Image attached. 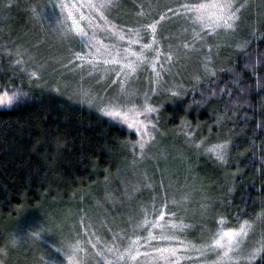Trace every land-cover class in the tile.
Listing matches in <instances>:
<instances>
[{"label":"trees","instance_id":"1","mask_svg":"<svg viewBox=\"0 0 264 264\" xmlns=\"http://www.w3.org/2000/svg\"><path fill=\"white\" fill-rule=\"evenodd\" d=\"M41 1L0 0V92L11 91L8 81L14 79L22 81L25 89L20 90V101L0 107V250L8 247L10 258L16 254L9 244L15 231L25 233L35 227L36 221H54L66 232L73 224L87 223L84 216L93 199L102 201L106 191L112 200L120 196L117 178L120 169L132 160L135 138L133 131L96 110L45 85L25 83L23 76L28 67L18 50L26 57V48L33 52L39 45L37 21L32 18L37 11L48 10L53 0ZM191 1L161 0L153 2L151 9L158 4L156 11L183 14V5ZM238 2V11L242 10L241 39L235 33V41L213 43L217 45L212 46L216 47L214 53L199 62L209 65V72L195 82L190 68L185 71L182 94L160 110L164 127L173 131L193 126L196 137L208 138V147L223 145V159L203 151L206 145L192 150L188 158L182 154L185 158L174 160L172 173L165 181L151 171L155 177L151 194L141 197L142 203L164 200L176 209L169 200L180 197L181 189L191 195L201 189L200 199L195 195L192 199L196 205L202 203L204 207H198L205 212L194 214L193 207H189L192 210L184 214L191 224L186 232L194 239L208 237L207 230L220 221L229 226L248 221L250 236L264 237V0ZM115 9L130 14L143 8L140 0H123L121 5L113 0ZM109 17L115 26L127 25L120 22L119 13ZM156 18L142 19L134 28L142 29ZM191 21L182 18L179 24L170 26L171 31ZM205 33L195 34L199 35L196 44L205 46L214 40ZM234 42L238 47L232 49ZM170 184L176 189L170 190ZM53 232L62 234L57 227ZM259 247L250 264H264V239ZM43 256L40 260L44 263L31 259L9 262L46 264Z\"/></svg>","mask_w":264,"mask_h":264},{"label":"rangeland","instance_id":"2","mask_svg":"<svg viewBox=\"0 0 264 264\" xmlns=\"http://www.w3.org/2000/svg\"><path fill=\"white\" fill-rule=\"evenodd\" d=\"M46 1H41L40 4ZM122 1L118 0V4L121 5ZM156 1L161 0H140L142 10L123 14L120 9L112 10L113 0H103L109 6L99 11L85 5L90 2L100 3L102 0H53L48 10H39L35 18H32L37 21V36L40 42L37 51L31 52L28 48V51L24 50L26 57L22 50H18L28 67L23 76L25 83L35 84L36 87L45 85V88H51L59 95L92 108L107 118L110 117L104 113L110 106H118L122 111L135 106V111L140 113L135 119L142 121L143 127L137 131L129 128L127 123L114 120L135 134L130 152L132 160L127 167L120 169L121 176L117 178L121 184L120 196H115L112 200L113 197H107L106 191L102 201L93 199L89 211L87 214L85 212L84 220L87 223L74 227L73 224L66 232L54 221H48L50 224L46 221L44 224L36 221L35 226L39 225L41 230L50 229L51 233L43 234L41 244L29 240L12 247L16 251L13 258H10L7 252L8 247L5 250L2 247L0 264H10L9 260L16 263V260L21 259H31L38 263L43 261L40 260L42 255H45L44 259L55 260L57 264H250L255 260L264 237H251V227L247 229V235L237 238L239 247L232 253L233 260L230 262L219 261L220 250L211 246L219 230L238 231L240 225L245 222L251 226L248 221H241L238 226H229L220 221L215 228L207 230L206 238L204 235L200 236V239L188 236L186 230L191 224L186 220L188 215L184 214L192 210L189 207H193L194 214L205 212L202 207H198L203 204L196 205L192 199L194 195L200 199L201 189L197 190L200 193L192 195L181 189L180 197L169 200L177 206L176 209L165 204L164 200L163 203H142L141 197L149 192L151 194L152 182L155 179L151 171L161 175L165 181L172 173L170 171L173 170L176 158L182 161L185 158L181 157L182 154L188 158V153L204 145L206 146L203 151L210 152L211 148L206 143L208 138L196 137V129L193 126L173 131L164 127L162 113L160 114L162 106L173 101L176 95L182 94L183 74L189 68L190 74L196 79L195 82L209 72V65L202 66L203 63L199 62L204 60L208 53H214L216 47L212 46L225 43L226 40L235 41L232 39L235 33L236 38L242 37L238 34L242 31V10L236 12L238 18L234 21L232 29L212 31L194 22L193 14L187 11L179 14L174 10L167 15L163 11H156L158 4L151 9ZM214 2L217 0H192L190 4ZM231 2L235 5L234 11L239 9L238 0ZM69 13L73 19H69ZM114 13H119L122 16L120 22L127 25L115 26L113 18L109 17ZM155 17L157 18L142 29H137L138 26L134 28L142 19ZM182 18L192 21L171 31L170 26L179 24ZM73 20L87 33L86 40L81 39L72 30ZM200 30L214 40L208 41L205 46L196 44L199 40H194L198 39L199 35L195 37V34L201 33ZM232 47L235 49L238 45L234 42ZM33 54L39 58H34ZM129 64L132 68L128 67ZM42 78L49 82H42ZM8 82L12 84L9 85L12 90L1 91L0 96L7 92L10 96L13 92L21 93L25 90L22 81L14 79V82ZM146 106H150L154 111L145 112ZM138 141L144 143L143 149ZM169 187L170 190L176 189L173 184ZM204 191L208 192V187H205ZM152 198L154 200L153 195ZM161 214L163 219L159 223L164 227H154ZM145 218L149 220V224L143 228L138 227ZM55 227L61 229V235L53 232ZM263 231L264 229H261V232ZM59 237L63 239L60 241ZM132 241L136 243L132 244ZM54 243H57L56 246L61 251L51 247ZM129 247L131 254L126 251ZM167 248L175 249V254L164 253L166 259H162L156 249ZM99 253H103V261ZM136 253L140 255L132 260L130 255ZM121 255L125 258L117 261L116 258Z\"/></svg>","mask_w":264,"mask_h":264},{"label":"snow or ice","instance_id":"3","mask_svg":"<svg viewBox=\"0 0 264 264\" xmlns=\"http://www.w3.org/2000/svg\"><path fill=\"white\" fill-rule=\"evenodd\" d=\"M89 8H93L97 11L100 9L106 8L109 5L107 3H104L103 0L100 3H89L85 5ZM66 7V6H65ZM75 7V5H73ZM183 7L186 9L187 12L192 13V19L196 23L202 24L204 27L211 29L212 31H216L218 29H232L234 25V21L238 18L236 15V12L233 10L235 5L231 2V0H223V2H217L214 3H194V4H185ZM208 9H214V11L209 12ZM69 19H73L71 16V13H69ZM73 31L76 35L80 36L81 39H87V33L83 31L82 28L78 26L75 20H73ZM147 47V46H145ZM129 68H132V65H128ZM134 70V68H133ZM35 75V73H33ZM21 93L19 92H13L10 96L5 93L4 96H0V106H7L11 107L21 99ZM145 112H152L154 109H152L150 106H146L144 109ZM106 116H109L113 120H117L123 123H127L128 127L131 129H135L139 131L141 127H143V122L135 119V117H138L140 115L139 112L135 111V106H133L131 109L127 111H122L118 106H110L104 113ZM140 143V147L143 149L144 143ZM223 145H216L209 149L210 152H213L217 155L218 159H223ZM163 219V214L157 219V221L154 224V227L163 228L164 225H161L159 221ZM149 224V220L145 218L143 222L138 225V227H145ZM171 227L175 228L176 225H171ZM250 227V225L245 222L244 224L240 225L239 230H233V229H221L216 233V238L212 241V247L214 249L220 250L219 255V261L222 262H230L233 260L232 253L237 250L239 247L237 243V238L240 236L247 235V229ZM163 238V237H162ZM136 241H132V244H135ZM111 251V249H109ZM129 254H131V247L126 250ZM158 253L161 254L162 259H166V257L163 256L164 253H171L175 254V249L167 248V249H156ZM101 257V261H103V253H99ZM140 253H136V255H130V258L132 260H135L137 256H139ZM147 255V254H145ZM125 257L123 255L117 257V261L123 260ZM109 264H115V262H109Z\"/></svg>","mask_w":264,"mask_h":264},{"label":"clouds","instance_id":"4","mask_svg":"<svg viewBox=\"0 0 264 264\" xmlns=\"http://www.w3.org/2000/svg\"><path fill=\"white\" fill-rule=\"evenodd\" d=\"M44 233H48V232L46 230H41L39 225L29 228L25 233H20L17 230L12 234L9 244L11 247H17L29 240H35L41 244ZM56 245L57 243H54L51 245V247L55 250L61 251L60 248L57 247ZM45 260H46V264H57L55 260H49L47 258H45Z\"/></svg>","mask_w":264,"mask_h":264}]
</instances>
